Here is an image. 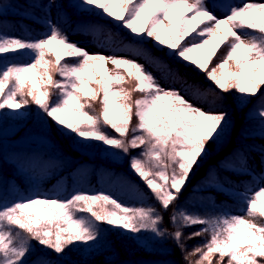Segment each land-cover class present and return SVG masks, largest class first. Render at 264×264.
<instances>
[{"label":"trees","instance_id":"16d2710c","mask_svg":"<svg viewBox=\"0 0 264 264\" xmlns=\"http://www.w3.org/2000/svg\"><path fill=\"white\" fill-rule=\"evenodd\" d=\"M21 1L38 11L0 0V17L9 18L0 25V128L19 123L20 136L43 115L62 159L32 152L48 167L35 174L0 154L19 185L3 195L12 200L0 209V264H264V226L241 229L226 213L230 225L223 227L227 204L243 197L216 181L253 177V168L236 163L246 153L264 167V54L254 48L239 59L230 34L202 49L205 11L189 21L180 15L178 34L167 33L160 0H59L54 26L44 22V0ZM234 21L264 32V12ZM7 26L25 37L9 36ZM64 26L106 38L115 69L80 72L81 55ZM36 30L49 34L47 45L32 39ZM119 51L130 57L119 60ZM140 54L167 81L186 74L185 87L205 109L160 96L136 67ZM223 64L234 76L217 87L207 73ZM148 148L165 169L148 164ZM63 178L62 196H32L36 180L55 191ZM209 192L225 201L212 209L199 199ZM213 251L226 262L210 259Z\"/></svg>","mask_w":264,"mask_h":264},{"label":"rangeland","instance_id":"374dc122","mask_svg":"<svg viewBox=\"0 0 264 264\" xmlns=\"http://www.w3.org/2000/svg\"><path fill=\"white\" fill-rule=\"evenodd\" d=\"M160 1L164 13L161 18V26L167 33L171 35L178 34L179 21H177L176 18L180 15L184 20H191L197 13L206 11L211 14V18L206 27V34H204L199 41V46L202 49H206L210 46H217L226 34H234L238 37V40L235 42L233 53L238 56V58L244 57V52L246 51L247 53L252 47H256L264 53V33L240 28L238 24L233 22V18L236 16L246 15L253 11H264V0ZM59 2V0H44V5L48 11L47 15L44 17V21L49 22L50 25L56 24L58 18L56 14L58 10H53L52 6H59ZM2 5L37 10L32 5L27 4L26 2H21V0H2ZM6 21H9L8 17H0V25H6ZM8 27L9 26H7V29L5 30L9 32V36H24L19 29L11 30ZM64 32L68 35V40L75 45V51L81 55L80 59L82 61V66L80 67V72H88L89 67H101L103 64H106L110 70L115 69L116 57L110 53L109 44L105 38H96L91 31L82 28L70 29L68 26H65ZM32 39L47 45L49 35L37 31L32 35ZM117 55L120 60H125L130 57V54L126 51H120ZM135 59L138 61L136 63L138 69L149 74L151 81L160 86L159 93L161 96L174 93L182 100L185 106H188L190 111L195 109H205L206 103L197 99L194 100L185 87L187 79L186 74L181 77L178 74H175L170 82L167 81L166 76L160 69L155 68L154 65L148 62L146 56L140 54L135 56ZM32 63H36V58H34ZM228 72V65L223 64L221 69H212L209 71L206 79L212 81L213 85L221 87L226 78L230 80V77L234 76V72ZM19 128V123H13L4 128H0V154H4L7 158L13 161H21L24 163L25 168L30 166L34 167L35 174H43L47 172L48 167H45L43 161L40 159L35 161L34 158L29 155L32 154V152L35 154L38 153L39 155L42 153V155H50L62 159V153L57 150L54 135L43 115L38 118L34 128L28 133L16 136ZM99 129L103 130L100 127ZM80 150L89 155L94 154V149L80 147ZM155 151V148H148L146 152H144V159L155 169L157 167H159V170L165 169V165L159 161ZM237 163L241 167L248 166L254 168L255 174L252 178H246L245 183L242 181L235 183L237 189L242 192L245 201L241 204L233 203L230 210L231 218L241 229L245 230L250 227L261 229V227L264 226V168L263 170H260L250 154H244L242 158L237 160ZM9 166L10 165L6 160L0 155V209L4 205L9 204V200H12V197L8 198L7 195L6 198L3 197L5 191L9 190L10 185H14L16 190L19 189V185L15 178L8 175ZM218 180L223 185H229L231 183L226 177H221ZM36 182L39 188L32 196H40L42 198L60 197L66 189L65 179H62L61 185H59L55 191H49L44 188L42 180H36ZM90 189H96V187L92 185L90 186ZM218 189H221V186H219ZM202 198L206 201L208 206L212 207V209L223 202V197L215 192L207 193V195L203 194ZM122 199L124 198L122 197ZM219 221L223 227H229L230 225L226 214L222 215ZM215 252L216 251H213L212 253L210 252V259L212 258L215 261L222 260V263L226 262V259L223 258L222 255H215ZM262 252L264 253V249Z\"/></svg>","mask_w":264,"mask_h":264}]
</instances>
